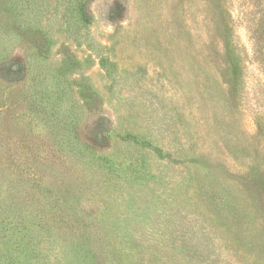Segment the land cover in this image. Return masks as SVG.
<instances>
[{
    "label": "rangeland",
    "instance_id": "obj_1",
    "mask_svg": "<svg viewBox=\"0 0 264 264\" xmlns=\"http://www.w3.org/2000/svg\"><path fill=\"white\" fill-rule=\"evenodd\" d=\"M0 264H264V0H0Z\"/></svg>",
    "mask_w": 264,
    "mask_h": 264
},
{
    "label": "trees",
    "instance_id": "obj_2",
    "mask_svg": "<svg viewBox=\"0 0 264 264\" xmlns=\"http://www.w3.org/2000/svg\"><path fill=\"white\" fill-rule=\"evenodd\" d=\"M85 12H86V9H85V7H84V14H85ZM86 18V17H85Z\"/></svg>",
    "mask_w": 264,
    "mask_h": 264
}]
</instances>
